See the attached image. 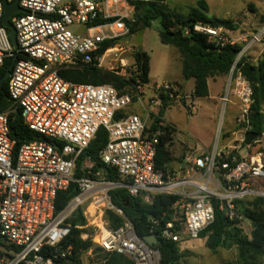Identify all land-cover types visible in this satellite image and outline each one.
<instances>
[{
    "label": "built area",
    "instance_id": "built-area-1",
    "mask_svg": "<svg viewBox=\"0 0 264 264\" xmlns=\"http://www.w3.org/2000/svg\"><path fill=\"white\" fill-rule=\"evenodd\" d=\"M14 1L22 9L10 18L16 47L2 24L0 0V69L5 59L14 57L8 78L11 109L21 110L23 123L40 139L17 149L10 137L8 112H0V264H79L73 247L63 244L71 233L69 220L83 206L88 210L84 216L89 214L97 228L92 241L106 253L126 256L134 264H160V251L141 239L133 223L113 204L111 192L121 188L148 203L158 195L179 197L172 206L175 220L159 231L164 240L182 243L184 232L188 240L201 239L200 234L215 220L216 203L245 233V221H250L238 214L236 202L264 199V130L252 144H245L246 134L255 131L254 90L236 65L264 44V25L255 34L237 36L224 26L205 22L186 29V35H205L220 47L241 46L220 98L224 112L230 104L237 107L236 138L224 144L227 132L222 131L209 151L187 154L177 169L165 172L156 167V157L161 137L171 129L160 114V95L177 98L173 85L156 86L154 95L145 99L148 85L128 72L124 58L115 73L135 77L130 93H120L111 85L66 81L59 74L63 68L83 67L94 59L101 67L109 54L126 52L120 44L131 36L127 22H134L135 12L129 0H8ZM111 40L117 43L100 54L102 45ZM133 67L136 71L134 62ZM102 127L108 132V143L100 160L114 170L116 178L94 171L91 160L84 162L83 174L77 176L79 157ZM73 184L77 195L58 211L59 192ZM109 210L125 219L118 229L109 228ZM181 217L179 231L175 222ZM81 238L87 240L90 235L84 232ZM46 247L51 249L49 256L44 254Z\"/></svg>",
    "mask_w": 264,
    "mask_h": 264
},
{
    "label": "trees",
    "instance_id": "trees-1",
    "mask_svg": "<svg viewBox=\"0 0 264 264\" xmlns=\"http://www.w3.org/2000/svg\"><path fill=\"white\" fill-rule=\"evenodd\" d=\"M134 6V22H127L130 26V35L135 36L142 28H151L155 21L160 24V39L162 44L174 46L182 58V72L186 80H194L193 96L196 98H206L209 96V80L215 77H227L237 61L241 52V46L220 47L208 41L207 36L201 34L186 35L187 28H192L197 22L209 23L212 26H224L228 30H234L235 24L231 20L208 17V5L205 0H200L197 6L192 7L187 14H181L171 9L164 0H129ZM116 18L110 19L111 21ZM264 22V15L262 16ZM98 24V23H97ZM117 40L106 41L101 50L112 48ZM21 56H18L20 59ZM150 56L143 50H137L134 54V65L143 84H150ZM15 64L14 57L7 58L0 69V80L12 70ZM236 68L243 73L251 83L254 90V104L252 106V126L256 132L264 130V59L257 64L253 63L248 56L241 57ZM66 81L93 84L111 85L120 93H130L135 83V77H124L117 75L98 66V61L93 60L83 67L63 68L59 72ZM181 88V87H180ZM182 89V88H181ZM181 92L175 91L174 96H179ZM162 101L161 116L164 111L174 104L169 94H161ZM12 102L8 95V80L3 86L0 85V112H8L10 137L16 141L18 149L24 143L39 140L40 137L31 131L22 120L21 110L11 109ZM166 135L160 140L158 154L156 157V167L164 169L171 160L170 146L172 144V133L175 132L173 126L168 125ZM108 143V132L105 128H100L90 146L82 153L77 163V176L83 174L82 166L86 160L94 163V171H106L110 179L116 178V173L111 167L104 165L100 160V153ZM78 189L73 184L69 190L61 191L58 194L56 207L61 211L66 207ZM112 202L120 208L125 217L134 225L136 234L141 238L156 234L161 244L155 246L160 251V264H180L182 252L177 242L167 241L160 237L159 231L166 223L174 221V210L172 206L179 200L178 196L158 195L150 203L143 197H132L126 189H116L111 192ZM237 212L240 216L250 221L252 225L251 236L244 233L238 226V221L229 220L225 214L219 210L216 203L214 222L200 234L201 239H206V246L212 251H217L221 247L236 246L238 249V259L235 264H263L264 256V199L255 198L236 202ZM106 219L109 228L118 229L125 219L114 211H107ZM158 222L159 225H156ZM183 218L177 220L176 229L182 231ZM71 233L63 247L72 246L74 259L83 264L82 256L94 249L95 253H104L102 264H134L133 261L123 255L106 253L100 246L96 245L92 238L82 240L81 234L87 232V219L83 214L82 207L69 220ZM0 242V246H1ZM51 249L46 247L44 254L49 256ZM2 255V253H0Z\"/></svg>",
    "mask_w": 264,
    "mask_h": 264
},
{
    "label": "rangeland",
    "instance_id": "rangeland-1",
    "mask_svg": "<svg viewBox=\"0 0 264 264\" xmlns=\"http://www.w3.org/2000/svg\"><path fill=\"white\" fill-rule=\"evenodd\" d=\"M171 8L181 14H187L192 7L197 6L200 0H164ZM208 5V17L228 19L234 22L235 29L231 30L233 36L242 33L255 34L264 25V0H205ZM159 21H155L151 28L146 29L143 36L142 49L150 56V84L146 87L145 99L154 95L156 86L173 85L181 94L174 99L168 109L164 111L163 118L166 123L175 128L172 136L170 152L172 160L162 169L165 172L173 171L179 167L181 157L193 155L213 147L222 131L233 126L236 106L230 104L226 112L216 97L224 92V77L210 79L209 97L196 98L193 96L194 80H186L182 72V58L179 51L171 45L161 42ZM136 36H131L127 42L120 44L126 50L124 54H109L101 64L105 70L120 71V58H124L130 70L133 67L134 54L138 49ZM264 44H258L247 55L254 63L264 59ZM182 89H181V88ZM130 112H133L130 110ZM252 200V199H250ZM83 214L87 206H83ZM87 233L93 237L96 226L92 225L94 219L87 214ZM183 235L180 245L182 259L180 264H235L238 259L236 246L221 247L212 251L206 246V239L191 241ZM94 249L82 256L83 264H102L104 253H95ZM264 264V256L262 258Z\"/></svg>",
    "mask_w": 264,
    "mask_h": 264
},
{
    "label": "water",
    "instance_id": "water-1",
    "mask_svg": "<svg viewBox=\"0 0 264 264\" xmlns=\"http://www.w3.org/2000/svg\"><path fill=\"white\" fill-rule=\"evenodd\" d=\"M4 3V16H3V21L2 24L4 27H6L9 30V36L10 40L13 44V46H17V39H16V30L14 29L13 25L10 22V18L15 14L22 12V9L19 7L18 2L14 1L13 3H9L8 0H2ZM146 31V28H142L137 32L136 36V43L138 45V49H142V44H143V36ZM131 36H129L127 39H130ZM10 75V72H8L1 80H0V85L3 86L8 80ZM261 137L260 132L256 131H250L246 134L245 136V144L250 145L254 141H256L258 138ZM144 241L150 245V246H158L161 244V241L157 238L155 234H151L149 236L144 237Z\"/></svg>",
    "mask_w": 264,
    "mask_h": 264
},
{
    "label": "crops",
    "instance_id": "crops-1",
    "mask_svg": "<svg viewBox=\"0 0 264 264\" xmlns=\"http://www.w3.org/2000/svg\"><path fill=\"white\" fill-rule=\"evenodd\" d=\"M263 51H264V48H263ZM250 54H251V53H250ZM253 63H254V62H253ZM255 64H257V63H255ZM219 78H220V77H219ZM227 78H228V76L223 78L224 90H225V87H226V84H227ZM209 83H210V80H209ZM223 93H224V92H221V94L218 95V96L216 97V99H217V101H219L220 105H222V104H221V100H220V98L223 96ZM209 94H210V91H209ZM208 97H209V96H208ZM236 109H237V107H236ZM236 131H237V129H236L234 123H233L232 128L226 130L227 135H226V137H225L224 144H227V143H229V142H233V140L236 138V135H234L233 133H235ZM232 134H233V135H232ZM211 148H212V147H211ZM211 148H208V149H206V150H204V151H201L200 153H204V152H206V151H209ZM253 151H254V150H253ZM200 153H197V154H200ZM241 153H242L243 155H245V152H244V151H242ZM183 157H184V156L181 157V162H182V160H183ZM181 162H180V163H181ZM180 163H179V165H180ZM244 227H245V233H246L248 236H251V233H252V230H253V229H252V225H251V223L248 222V221H245Z\"/></svg>",
    "mask_w": 264,
    "mask_h": 264
}]
</instances>
